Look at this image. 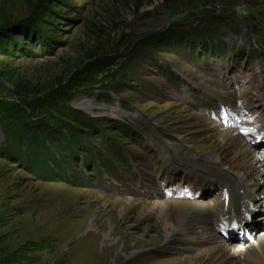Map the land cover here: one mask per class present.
Masks as SVG:
<instances>
[{
    "label": "rangeland",
    "instance_id": "obj_1",
    "mask_svg": "<svg viewBox=\"0 0 264 264\" xmlns=\"http://www.w3.org/2000/svg\"><path fill=\"white\" fill-rule=\"evenodd\" d=\"M68 108L90 133L63 122ZM27 119L58 144L44 142L39 164L0 152V264H189L211 237L230 254L253 245L264 236V173L252 171L264 169V0H0L1 150ZM240 176L254 184L241 212L256 226L226 238L206 202ZM162 204L173 221L172 207L207 206L211 218L190 225L204 234L164 250Z\"/></svg>",
    "mask_w": 264,
    "mask_h": 264
},
{
    "label": "bare ground",
    "instance_id": "obj_2",
    "mask_svg": "<svg viewBox=\"0 0 264 264\" xmlns=\"http://www.w3.org/2000/svg\"><path fill=\"white\" fill-rule=\"evenodd\" d=\"M252 171H257L259 174L264 173V169H262V168L259 170L252 168ZM221 174L222 173L220 171H218V176L222 180ZM230 182L233 185V186H231V187H233V190L230 193L229 197H228L229 188H231L230 183H228V182L224 183L223 182L224 193L222 195L221 203L220 204L216 203V205L213 206L212 204H208L206 202L207 206H209L210 208H213L212 211H214L213 212L214 214H212V218L210 217V213L208 212V209H207L208 207L205 205H200L197 207H192V206L187 207L186 205L179 204L176 207H172V209L177 210V213H181V217L179 219L176 218L175 221H173L172 217L170 218V216H171L170 211L167 212L166 214H164L162 211V209H164L166 207V204H162L160 206L156 205L154 207L155 211H157V213H158V221L156 223V226H158V228H159V226H161L160 223H162V226L165 227V232H164V236H163L165 243L162 246V248L164 250H167L166 247H172L175 242L182 241V240H184V241L187 240L189 242V243L188 242L187 243L189 245H191L189 240L198 239V237L200 235L204 234V231L206 229L200 230L199 228H197L198 229L197 235H199V236L198 237H195V236L191 237L192 233L190 232V230H191L190 225H192V226L194 225L197 227L199 224L204 225L207 222L208 217L211 218L208 221V224L210 221H212V223L213 222L217 223V226L224 225L226 227L225 232H224V234H226V236H225L226 238H229L227 235L230 232L234 233V232H237L238 230L241 231L242 225L243 226H249L250 229H252V226H256V225H252L251 224L252 220H248L245 217V214L241 212L243 207L245 208L250 203L254 202V200L256 199V192L254 190H252L253 185H254L252 183V180L248 181V179L242 178L240 176V180H230ZM195 194H196V192H195ZM188 209H190V212L187 211ZM151 210H153V208ZM227 217L228 218L230 217V218L228 219ZM232 217H233V219L237 218L236 220H232V221H236V222H232V221L228 222ZM239 218H244V219L241 220ZM262 219H264V215H262ZM227 222L230 224H227ZM206 227H207V225H206ZM149 228H150L149 226H145V230H148ZM242 233H243V231H242ZM95 236H94L95 239H97L98 234H96ZM88 238L91 239L90 237H88ZM108 238H110L109 235H108ZM158 238H160V239H156L154 242L162 244V238L160 237V235H158ZM219 238L221 240L226 241V239H224V237L219 236ZM241 238H243V239L238 240L239 243H242V241L246 237L245 238L241 237ZM208 241H211L212 247H210L208 249H203V250L200 249L193 255V257H188V258H190L189 264H215L216 260H214L215 263L214 262L210 263V261L213 258L211 256H213V254H215V253H219L220 258H221L220 262L225 264L226 258H231V257L238 258V251L239 252L242 251V255L238 259V261L235 262V264H247L246 261L244 260V258L252 260L255 264H264V236H262L261 238H258L257 241L251 246L244 247V248L239 246V249L232 251V254L227 252L226 247L224 245H220L218 243L219 240L217 241L216 237L208 238ZM215 241L217 243H215ZM194 243H196V245H198L197 242L194 241ZM196 245H194V246H196ZM124 247L125 248L123 249V252L121 250V253L126 256V252L128 250H130L131 247H129V245L124 246ZM106 258H109V257L107 256ZM134 258H136V255L134 256ZM129 261L133 262L132 259H129ZM187 262L188 261H185V260H176L175 262L172 261L170 264H187Z\"/></svg>",
    "mask_w": 264,
    "mask_h": 264
},
{
    "label": "trees",
    "instance_id": "obj_3",
    "mask_svg": "<svg viewBox=\"0 0 264 264\" xmlns=\"http://www.w3.org/2000/svg\"><path fill=\"white\" fill-rule=\"evenodd\" d=\"M55 107L56 106L51 105L50 109L53 110ZM42 109H43V105H42ZM41 114H42V112H41ZM58 116L64 119L63 120L64 123H66V121H65L66 118L68 120L69 119L73 120V123H74L73 125L75 127H80L81 130L87 129L88 133H90V129L93 128V125H92L93 121L89 118H85L82 115H78V112H76L75 110L68 108L64 112L63 111L59 112ZM2 119H4V118H1V120ZM27 120H28L27 122H30V124L33 123V120H31V121L29 119H27ZM41 120L42 119L35 120L36 122L33 123V125L31 127L24 128L23 130L19 129L18 132H16L15 130L11 131L12 132L11 140H12L13 144L9 147V150L5 151V150L0 149V152L3 151L6 154L8 152L10 155L11 154H17L21 157L19 159H21V160L26 159L28 161V163H31L32 161H34V160L30 159L31 157H34V158L39 157L38 158L39 159L38 164L40 162H42L41 157H43V155H44V150H45V152L48 153V149L46 150V148H44L45 147L44 142L48 140V141H53L55 143L54 145H57L58 143L55 141L56 133L53 131H50V129L47 127V125L43 124ZM41 129H44V130H41ZM73 132H75V131H71L70 134H73ZM57 136H58L57 139H59V137H61V134L59 133V131H58ZM61 141L65 142V139L62 138L60 140V142ZM81 141H82V138H80V142H78V143H83ZM60 142H59V145H62V142L61 143ZM59 147H61V146H59ZM5 149H7V148H5ZM11 156H13V155H11ZM1 264H4V262H1Z\"/></svg>",
    "mask_w": 264,
    "mask_h": 264
}]
</instances>
